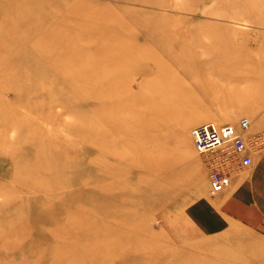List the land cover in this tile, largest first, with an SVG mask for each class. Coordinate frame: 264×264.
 Wrapping results in <instances>:
<instances>
[{"label":"rangeland","instance_id":"374dc122","mask_svg":"<svg viewBox=\"0 0 264 264\" xmlns=\"http://www.w3.org/2000/svg\"><path fill=\"white\" fill-rule=\"evenodd\" d=\"M202 82L225 93L202 98ZM261 107L264 0H0V208L26 209L0 223V264H51L91 230L104 249L123 228L101 263L76 249L56 264H264V236L206 235L189 212L235 163L199 154L193 128L253 125ZM31 174L41 186L15 204Z\"/></svg>","mask_w":264,"mask_h":264},{"label":"crops","instance_id":"0c3cea01","mask_svg":"<svg viewBox=\"0 0 264 264\" xmlns=\"http://www.w3.org/2000/svg\"><path fill=\"white\" fill-rule=\"evenodd\" d=\"M198 90L203 93L202 98L217 99L225 93L218 84L205 82L198 84ZM248 114L264 117V107ZM249 129L244 132L248 139L264 133V118L253 125L251 122ZM250 156L252 163L249 166L244 167L239 161L231 164L230 185L226 189L211 194L208 183L202 197L191 205L190 216L204 234L220 235L240 227L264 236V146L254 145Z\"/></svg>","mask_w":264,"mask_h":264},{"label":"bare ground","instance_id":"6f19581e","mask_svg":"<svg viewBox=\"0 0 264 264\" xmlns=\"http://www.w3.org/2000/svg\"><path fill=\"white\" fill-rule=\"evenodd\" d=\"M23 85V84H22ZM19 90V89H18ZM21 91V90H20ZM84 97V96H83ZM91 97V96H90ZM94 97V96H93ZM101 97H103V96H101ZM80 98V97H79ZM105 98H106V96H105ZM52 100H53V103H55V105H62L63 103L61 102V101H59V100H56V99H54V98H52ZM106 100V99H105ZM104 100V101H105ZM137 104H138V107L139 108H141V109H143V110H145V105H146V99L145 100H140V102L138 103L137 102ZM50 107H51V105H50ZM53 107H54V105H53ZM162 110V109H161ZM165 111H166V109L164 110V111H162V112H164L165 113ZM132 115V111H130V109H126V117H128V118H130V116ZM75 119H76V117H75ZM79 122V121H78ZM87 122H88V120H87ZM91 122V121H90ZM100 122V121H99ZM102 122V121H101ZM77 123V122H76ZM76 123H74V124H76ZM85 124H86V122H84ZM209 123V122H208ZM213 123V122H212ZM72 124V123H71ZM78 124H80L81 125V127H82V125L83 124H81V123H78ZM84 124V125H85ZM96 124V123H95ZM107 124H109V123H107ZM87 125H89V124H86L85 125V128L87 127ZM92 125H94V124H92ZM74 126V125H73ZM79 126V125H78ZM90 126V125H89ZM88 126V127H89ZM97 126H98V124H97ZM88 127H87V129H88ZM95 127H96V125H95ZM101 126H99V127H97V128H100ZM71 128V127H70ZM75 128V127H74ZM83 129H84V127H82ZM78 130V129H77ZM98 130H100V129H98ZM118 130V129H117ZM69 131H73V128H71ZM89 131V130H88ZM87 131V132H88ZM106 131H108V129H106ZM77 134V133H76ZM86 136H87V134H86ZM114 136H117V134H115ZM114 136H113V138H114ZM125 137V136H124ZM129 137V136H128ZM76 138V137H75ZM81 138V137H80ZM84 138V137H83ZM126 138V137H125ZM123 139V138H122ZM124 141V140H123ZM127 140H125V142H126ZM130 144V143H129ZM132 145V144H131ZM133 147V146H132ZM134 148V147H133ZM136 148V147H135ZM141 151V150H140ZM137 152V151H136ZM139 153H141V152H139ZM151 153H153V152H151ZM165 153V152H164ZM155 154V153H154ZM166 154V153H165ZM131 155V154H130ZM144 155V154H143ZM164 154H162V156H163ZM146 156V155H145ZM152 156V155H151ZM148 157V156H147ZM146 157V158H147ZM154 157V156H153ZM149 158H151L150 156H149ZM159 158V157H158ZM157 158V159H158ZM165 158V157H164ZM146 160H148V159H146ZM154 160V159H153ZM163 160V159H162ZM92 161V160H91ZM150 161V160H149ZM158 161V160H157ZM157 161H155V162H157ZM160 162H162L161 160H160ZM153 164V163H152ZM123 167V166H122ZM119 169V168H118ZM121 171V170H120ZM33 172H36V170H35V168H33ZM107 172V171H106ZM98 173V172H97ZM104 173H105V171H104ZM104 173H100V174H104ZM124 173V172H123ZM99 174V173H98ZM108 176H109V173L107 174ZM8 176H9V174H8ZM7 176V177H8ZM94 176V175H93ZM111 176H113V175H111L110 174V177ZM100 177V176H99ZM27 178H29V180L28 181H26V182H22V184H20V185H16L17 187H18V189L16 190L17 192H18V194H21V195H11L10 197H11V201L13 200V202L15 203V204H17V202H19V201H21L22 203L25 201V199H27L26 197H27V195H26V193H29L30 191H32V190H36L37 188H39L40 186H41V183L35 178V177H33L32 176V174H31V176H29V177H27ZM98 179V175L96 176V180H93V179H90V180H93V182H90L91 184L93 183H95L94 181H98L97 180ZM101 179V178H100ZM104 179V178H103ZM103 179H101V180H103ZM106 181H107V179H106ZM99 182H101L100 180H99ZM98 182V183H99ZM120 182V181H119ZM111 183V182H110ZM90 186V185H89ZM102 186H103V184H102ZM84 187V186H83ZM88 187V185L86 186V188ZM77 188V187H76ZM3 189H1L0 188V193H1V191H2ZM14 190V189H13ZM102 191V190H101ZM15 192V191H14ZM120 192V191H119ZM95 193H97V192H95ZM109 193V192H108ZM162 193V192H161ZM16 194V193H15ZM93 194H94V192H93ZM115 195H116V193H114ZM23 195H25L24 196V198H23ZM97 195V194H96ZM95 195V196H96ZM94 196V197H95ZM98 196H99V194H98ZM97 197V196H96ZM104 197H106V195L104 196ZM98 198V197H97ZM92 200H95V199H92ZM108 202H109V200H108ZM111 202V201H110ZM97 203H98V201H97ZM11 206V205H10ZM22 206V207H21ZM20 208V209H19ZM25 209V207H24V205L23 204H21L20 203V205L19 206H17V207H12L11 206V209H7L6 210V208H0V223L1 224H6L8 227L10 226V227H16L17 225H23L24 223H25V221H26V219H25V216H24V214L26 213H24V214H21V215H19L18 214V209L19 210H21V209ZM47 208V207H46ZM55 209H57V208H55ZM25 211H26V209H25ZM109 211V210H108ZM7 216H9L8 218H6ZM42 216V215H41ZM73 219H74V221L75 222H77V224H83V225H90V224H92V220H90V218H89V214H88V212L86 211L85 213H83V214H80V215H75L74 217H73ZM117 223H119V222H117ZM117 223H115L116 225H118ZM110 224V223H109ZM89 227V226H88ZM91 227V226H90ZM60 231L61 232H63V233H67L68 231L66 230V229H60ZM1 232H3L2 230L0 231V234H4V232L3 233H1ZM6 232V231H5ZM13 232H15V231H12V232H8L10 235L13 233ZM15 233H17V232H15ZM122 233V234H121ZM100 232H98V231H93V230H91L90 232H88V235H86V237H85V242L82 244V245H80L79 247L77 246V248H75V247H70L69 249H66V251H60V250H56L55 252H54V256H53V259H52V263L51 264H56V262H58L61 258H67L68 256H71L72 255V253L74 252V251H76V249H80L81 251H82V253L81 254H86V255H94V257H95V259L97 260L96 262H102V261H104V253L105 252H109V253H114V251H115V247H117L116 246V242L117 241H120L121 239H123V238H125V236H126V231H125V229L123 228V232H121V231H118L117 229L115 230V231H111V230H109L108 232H106V233H104L105 234V236H107L108 238L110 237V238H112V240L111 239H109V243L107 244V247H105L104 249H100V247L97 245L98 243H100L99 242V236H100ZM121 237V238H120ZM15 241V240H14ZM96 245H97V247H96ZM79 255L80 256V258H83L84 256H82V255ZM93 257V256H92ZM105 263V262H104Z\"/></svg>","mask_w":264,"mask_h":264},{"label":"built area","instance_id":"2783aa9c","mask_svg":"<svg viewBox=\"0 0 264 264\" xmlns=\"http://www.w3.org/2000/svg\"><path fill=\"white\" fill-rule=\"evenodd\" d=\"M251 126L249 118H242L239 129L231 125H217L215 123H202L192 130L194 145L199 154L210 158L239 161L244 167L251 165L250 150L254 147L248 145L244 132ZM248 139V138H247ZM211 193L222 192L230 185V178L222 170L212 169L210 175Z\"/></svg>","mask_w":264,"mask_h":264}]
</instances>
